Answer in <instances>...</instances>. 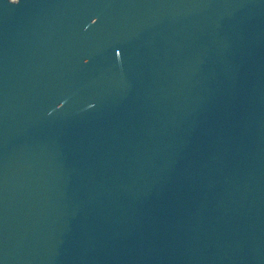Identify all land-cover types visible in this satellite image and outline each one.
Returning <instances> with one entry per match:
<instances>
[{
	"label": "water",
	"instance_id": "obj_1",
	"mask_svg": "<svg viewBox=\"0 0 264 264\" xmlns=\"http://www.w3.org/2000/svg\"><path fill=\"white\" fill-rule=\"evenodd\" d=\"M0 264H264V0H0Z\"/></svg>",
	"mask_w": 264,
	"mask_h": 264
}]
</instances>
